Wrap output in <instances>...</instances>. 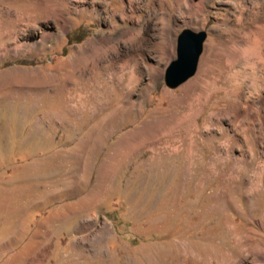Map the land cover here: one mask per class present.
Instances as JSON below:
<instances>
[{"label":"rangeland","instance_id":"374dc122","mask_svg":"<svg viewBox=\"0 0 264 264\" xmlns=\"http://www.w3.org/2000/svg\"><path fill=\"white\" fill-rule=\"evenodd\" d=\"M185 28L203 52L171 88ZM260 43L264 0H0V261L264 264V64L244 52ZM127 49L98 110L89 67Z\"/></svg>","mask_w":264,"mask_h":264},{"label":"bare ground","instance_id":"6f19581e","mask_svg":"<svg viewBox=\"0 0 264 264\" xmlns=\"http://www.w3.org/2000/svg\"><path fill=\"white\" fill-rule=\"evenodd\" d=\"M136 1V0H135ZM138 1V0H137ZM201 2V1H200ZM199 2V4H201ZM134 4V3H133ZM110 5V4H109ZM148 5V4H147ZM196 5H197V3H196ZM201 6V5H200ZM105 7V6H104ZM108 7V6H107ZM198 7V6H197ZM53 10H54V8H53ZM106 10H107V8H106ZM112 11V10H111ZM118 11V10H117ZM122 12V11H121ZM54 14H56V11L54 10ZM126 14V13H125ZM57 15H58V13H57ZM112 15V14H111ZM116 15H118V14H116ZM115 15V16H116ZM127 15H129V14H127ZM125 18V17H124ZM130 19H132V18H130ZM126 20V19H125ZM161 20H162V25H163V28H162V43H165V45H166V47H167V49H166V51H168V49H169V47L171 46V40H172V34H171V28H170V26H169V22L165 19V16H162L161 17ZM136 21V20H135ZM123 25V24H122ZM124 27V26H123ZM136 27V26H135ZM139 27V26H138ZM117 28H118V26H117ZM110 30V29H109ZM118 30V29H117ZM138 30V29H137ZM111 31V30H110ZM138 34H139V32H136V30H135V28H131V29H126V30H124L123 31V36H125L126 38H127V40L128 41H130L131 43H134L137 39H138ZM102 35H104V34H102ZM108 36V35H107ZM99 40V39H98ZM94 41L93 42V48H92V51L91 52H88V51H86L85 50V48H84V50L81 52V56L79 57V60L82 62V59H85V58H83V56L85 55V53L87 52V54H88V57H90L92 54H98L97 52H98V50L99 49H101L103 46H105L106 48H107V46L106 45H108V44H110L111 42H109V41ZM100 46H102L101 48H100ZM109 48V47H108ZM130 51V49H127L125 52V56L123 57V58H121L120 60H118V59H111V60H108V64H106V66H105V68L103 67L102 69H101V71H99V73H97L96 72V69H97V66H98V57H97V59H93V63H91V65H90V70L92 71L91 73H92V77H90L89 79H88V82H89V84L87 83V82H85L84 84H81V85H84V86H81V88L84 90H86V89H89L90 88V90H91V92H90V94L91 95H89V96H92V97H94V99H95V105H93V107L95 106V107H97V109L99 110L100 108L101 109H108L109 107H108V104H107V101H105L104 100V98H103V95H104V93L107 91V89H103V87H105L106 85H107V81H106V79H105V77H106V75H108L111 79V81H109L108 83H110L111 84V82H113L112 84H114V82L115 83H117L118 84V86L120 85V84H124L125 83V79L123 78V74L125 73V70H127V69H129V61H130V59L128 58V56L130 55V54H128V52ZM246 54H247V56H251V57H254L256 60H257V62H259V63H262V64H264V52H263V45L260 43V44H258V45H255L254 47L252 46V48L251 47H249V48H246L245 49V51H244ZM80 55V54H79ZM246 56V55H245ZM93 58H94V56H92ZM120 58V57H119ZM88 60V59H87ZM84 62H82L80 65H82ZM137 66V64L135 63L133 66H131V68L133 69V68H135ZM111 67V68H110ZM198 67V66H197ZM87 68V67H86ZM120 69V73L121 74H119L118 76H117V82L116 81H114L113 80V78H114V75H115V71H116V69ZM110 69V70H109ZM155 68H153V70H154ZM84 71V70H83ZM82 71V72H83ZM86 72V71H85ZM130 72V71H129ZM84 73V72H83ZM108 73V74H107ZM196 73V72H195ZM84 75V74H83ZM109 79V78H108ZM136 80H137V78L135 77V75H134V73H132L131 74V76H130V78H129V83H128V87H127V92L130 94L131 93V91L133 90V87H134V85H135V83H136ZM191 85V83H188L187 85H185L184 87H183V90L184 89H186V88H188L189 86ZM123 86V85H122ZM113 87V86H112ZM121 87V86H120ZM119 87V88H120ZM122 89V88H121ZM82 91V90H81ZM88 91V90H87ZM184 91H186V90H184ZM118 94V93H117ZM120 94V93H119ZM87 95V94H86ZM86 95H83L81 92L78 94V102H77V105H78V103L79 104H81L80 102H82V99L84 98V97H86ZM123 95V94H122ZM86 98H88L89 100H90V102H91V104L93 103L92 102V100L87 96ZM120 98V97H119ZM84 100V99H83ZM94 101V100H93ZM122 102V101H121ZM124 102V101H123ZM122 102V103H123ZM128 102V101H127ZM85 103V102H84ZM88 103V102H87ZM82 104H83V102H82ZM81 104V105H82ZM110 104V103H109ZM117 104V103H116ZM123 104H125V103H123ZM127 104V103H126ZM85 105V104H84ZM84 105H82V106H84ZM86 106V105H85ZM112 107V106H111ZM84 108V107H83ZM89 108H91V107H89ZM79 110V109H78ZM77 110V111H78ZM97 110V111H98ZM108 111V110H107ZM107 111H105V112H107ZM91 112V111H90ZM93 112V111H92ZM99 112V111H98ZM94 113V112H93ZM101 113V112H100ZM95 114V113H94ZM99 114V113H98ZM93 115V114H92ZM109 116V115H108ZM111 117V116H110ZM83 122V121H82ZM81 127H82V125H81ZM84 130V129H83ZM120 140H122V139H120ZM123 146V145H122ZM126 146V145H125ZM133 146V145H132ZM131 146V147H132ZM121 149L122 150H124L122 147H121ZM127 149V148H126ZM121 150V151H122ZM118 151V150H117Z\"/></svg>","mask_w":264,"mask_h":264},{"label":"water","instance_id":"95a60500","mask_svg":"<svg viewBox=\"0 0 264 264\" xmlns=\"http://www.w3.org/2000/svg\"><path fill=\"white\" fill-rule=\"evenodd\" d=\"M205 38V31L196 32L189 28L178 34L176 57L168 63L164 71V81L168 87H177L195 74Z\"/></svg>","mask_w":264,"mask_h":264},{"label":"crops","instance_id":"0c3cea01","mask_svg":"<svg viewBox=\"0 0 264 264\" xmlns=\"http://www.w3.org/2000/svg\"><path fill=\"white\" fill-rule=\"evenodd\" d=\"M24 208H25L24 206L17 207V209H21L23 212H24ZM32 222L33 220L30 223V227L32 226ZM24 224L26 226L25 228H28V220H25ZM26 249L21 247L14 251L16 261L14 262L9 261L8 263H2L0 261V264H52V263H43V262L41 263V262L34 261L33 255L39 253V251L33 250V249L30 251Z\"/></svg>","mask_w":264,"mask_h":264}]
</instances>
